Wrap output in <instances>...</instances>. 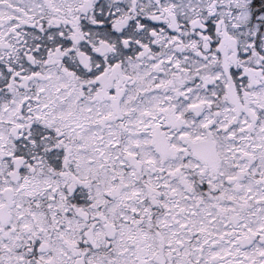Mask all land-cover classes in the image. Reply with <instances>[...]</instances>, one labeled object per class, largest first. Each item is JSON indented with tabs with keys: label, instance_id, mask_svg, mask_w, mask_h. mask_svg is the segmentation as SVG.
<instances>
[{
	"label": "snow or ice",
	"instance_id": "6c2138e0",
	"mask_svg": "<svg viewBox=\"0 0 264 264\" xmlns=\"http://www.w3.org/2000/svg\"><path fill=\"white\" fill-rule=\"evenodd\" d=\"M0 264H264V0H0Z\"/></svg>",
	"mask_w": 264,
	"mask_h": 264
}]
</instances>
